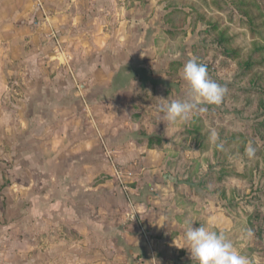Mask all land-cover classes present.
Segmentation results:
<instances>
[{
    "label": "crops",
    "instance_id": "1",
    "mask_svg": "<svg viewBox=\"0 0 264 264\" xmlns=\"http://www.w3.org/2000/svg\"><path fill=\"white\" fill-rule=\"evenodd\" d=\"M197 3L0 0V264H264L259 210L176 114Z\"/></svg>",
    "mask_w": 264,
    "mask_h": 264
},
{
    "label": "rangeland",
    "instance_id": "2",
    "mask_svg": "<svg viewBox=\"0 0 264 264\" xmlns=\"http://www.w3.org/2000/svg\"><path fill=\"white\" fill-rule=\"evenodd\" d=\"M236 1L198 0L200 12L197 13L201 14L198 18L201 23L210 22V31H202L208 26L204 24L198 34L184 37L178 55L168 59L177 68L174 76L181 81V88L189 86L190 93L194 89L195 96L191 94L189 101L181 93L176 107L181 125H185V135L196 141L194 150L199 154L208 157L212 153L211 167L221 172L220 177L214 178L215 182L230 183V178L240 181L244 191L236 198L238 204L256 206V212L259 210L256 218L263 223L264 63L244 72L241 58L250 51L253 41L264 44V0H244L245 4L241 5L249 9L253 24H249L248 15L240 13ZM218 13L224 16L221 23ZM214 23L219 30L225 27V33L231 35V47L241 48L239 57H227L218 48L215 39L218 29L211 28ZM258 53L253 54L256 60ZM10 232L7 230L4 235L10 236Z\"/></svg>",
    "mask_w": 264,
    "mask_h": 264
},
{
    "label": "trees",
    "instance_id": "3",
    "mask_svg": "<svg viewBox=\"0 0 264 264\" xmlns=\"http://www.w3.org/2000/svg\"><path fill=\"white\" fill-rule=\"evenodd\" d=\"M237 7L240 9V13L242 15H248L247 17H249V24H253V19L252 16L249 13V9H246L245 7H242L241 5L245 4L244 0H237L236 2ZM250 5V4H248ZM213 29H218V24L216 25V23L212 24ZM250 29H254V27L250 26ZM226 28H222L221 30H217L216 33V43L218 45V48L222 49V53L227 56V57H231V58H235V57H239L240 53H241V48L239 47H231V41H232V37L231 35L228 36L226 33ZM262 50H264V44L259 43L257 40L253 41L252 43V48L250 49V51L247 52L246 56L244 58H241V63H242V70L244 72H251L254 67L256 66V64H263L264 63V54L262 52ZM259 52L258 54V60L253 58V54ZM187 133L189 134V131H187ZM191 133V132H190ZM193 134V133H191ZM262 159L264 160V154H262Z\"/></svg>",
    "mask_w": 264,
    "mask_h": 264
},
{
    "label": "built area",
    "instance_id": "4",
    "mask_svg": "<svg viewBox=\"0 0 264 264\" xmlns=\"http://www.w3.org/2000/svg\"><path fill=\"white\" fill-rule=\"evenodd\" d=\"M120 173L121 172H117L116 173V175L119 177V179H121V181H122V183H123V185H124V178L126 177V178H129L131 175H132V173L131 172H126V173H124L123 175H120ZM124 180V181H123ZM125 189H126V187H125Z\"/></svg>",
    "mask_w": 264,
    "mask_h": 264
}]
</instances>
